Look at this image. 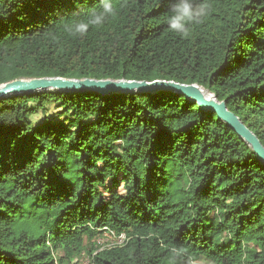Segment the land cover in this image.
Listing matches in <instances>:
<instances>
[{
    "label": "trees",
    "instance_id": "trees-1",
    "mask_svg": "<svg viewBox=\"0 0 264 264\" xmlns=\"http://www.w3.org/2000/svg\"><path fill=\"white\" fill-rule=\"evenodd\" d=\"M0 0V84L66 77L195 83L264 146V0ZM123 235L99 247L98 234ZM264 264V163L176 92L0 99V264Z\"/></svg>",
    "mask_w": 264,
    "mask_h": 264
},
{
    "label": "water",
    "instance_id": "water-1",
    "mask_svg": "<svg viewBox=\"0 0 264 264\" xmlns=\"http://www.w3.org/2000/svg\"><path fill=\"white\" fill-rule=\"evenodd\" d=\"M160 90H168L184 95L201 108L216 113L217 118L227 124L264 163V146L255 133L227 108L225 100H218L213 93L195 83L185 84L161 79L152 81L111 78L76 79L60 76L17 78L0 84V99L9 95L47 93L50 91H94L102 95H108L116 92L154 93Z\"/></svg>",
    "mask_w": 264,
    "mask_h": 264
},
{
    "label": "clouds",
    "instance_id": "clouds-1",
    "mask_svg": "<svg viewBox=\"0 0 264 264\" xmlns=\"http://www.w3.org/2000/svg\"><path fill=\"white\" fill-rule=\"evenodd\" d=\"M167 24L171 31L179 35H187V27L191 23L199 22L206 14L207 7L197 6L195 0H174ZM115 15L112 0H101V10L94 13L87 24L79 23L75 26V33L83 36L89 25H101L109 16Z\"/></svg>",
    "mask_w": 264,
    "mask_h": 264
},
{
    "label": "rangeland",
    "instance_id": "rangeland-1",
    "mask_svg": "<svg viewBox=\"0 0 264 264\" xmlns=\"http://www.w3.org/2000/svg\"><path fill=\"white\" fill-rule=\"evenodd\" d=\"M121 241H122V237H115L111 234H108L107 232L98 234L95 237V243L99 247L109 246L114 243H120ZM64 264H88V261L84 256L80 255L74 258L72 261Z\"/></svg>",
    "mask_w": 264,
    "mask_h": 264
},
{
    "label": "built area",
    "instance_id": "built-area-1",
    "mask_svg": "<svg viewBox=\"0 0 264 264\" xmlns=\"http://www.w3.org/2000/svg\"><path fill=\"white\" fill-rule=\"evenodd\" d=\"M107 233L108 234H111V235H113V236H115L112 232H110V231H107ZM115 237H122V239H123V235L121 234V235H119V236H115Z\"/></svg>",
    "mask_w": 264,
    "mask_h": 264
}]
</instances>
